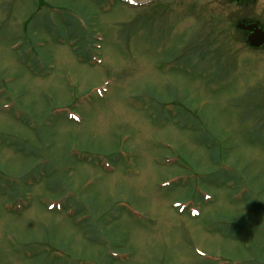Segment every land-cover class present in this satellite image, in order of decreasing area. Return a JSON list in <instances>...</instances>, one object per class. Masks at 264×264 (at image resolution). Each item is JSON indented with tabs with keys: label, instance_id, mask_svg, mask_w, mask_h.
Here are the masks:
<instances>
[{
	"label": "rangeland",
	"instance_id": "1",
	"mask_svg": "<svg viewBox=\"0 0 264 264\" xmlns=\"http://www.w3.org/2000/svg\"><path fill=\"white\" fill-rule=\"evenodd\" d=\"M169 2L0 0V264H264V45Z\"/></svg>",
	"mask_w": 264,
	"mask_h": 264
},
{
	"label": "flooded vegetation",
	"instance_id": "2",
	"mask_svg": "<svg viewBox=\"0 0 264 264\" xmlns=\"http://www.w3.org/2000/svg\"><path fill=\"white\" fill-rule=\"evenodd\" d=\"M169 3L173 4V8L184 3L193 13L201 10L205 15V22L214 24L219 20L220 29L217 28L216 34L220 43L231 46L230 49L224 48L227 53L240 54L244 52V48L257 51L264 45L250 44L251 40H255L264 31V0H171ZM211 49H217V45Z\"/></svg>",
	"mask_w": 264,
	"mask_h": 264
},
{
	"label": "water",
	"instance_id": "3",
	"mask_svg": "<svg viewBox=\"0 0 264 264\" xmlns=\"http://www.w3.org/2000/svg\"><path fill=\"white\" fill-rule=\"evenodd\" d=\"M133 1L139 4H143L148 2L149 0H133ZM262 43H264V31L260 32L259 35L255 38V40L250 41V44L253 46H258Z\"/></svg>",
	"mask_w": 264,
	"mask_h": 264
}]
</instances>
